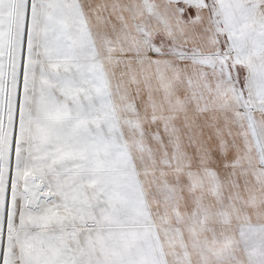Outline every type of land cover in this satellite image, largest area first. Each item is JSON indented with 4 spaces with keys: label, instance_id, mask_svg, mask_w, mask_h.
Returning a JSON list of instances; mask_svg holds the SVG:
<instances>
[{
    "label": "snow or ice",
    "instance_id": "snow-or-ice-1",
    "mask_svg": "<svg viewBox=\"0 0 264 264\" xmlns=\"http://www.w3.org/2000/svg\"><path fill=\"white\" fill-rule=\"evenodd\" d=\"M0 264H264V0H0Z\"/></svg>",
    "mask_w": 264,
    "mask_h": 264
}]
</instances>
